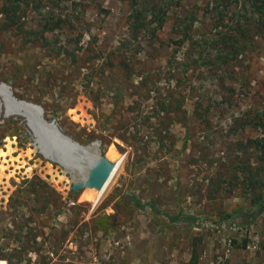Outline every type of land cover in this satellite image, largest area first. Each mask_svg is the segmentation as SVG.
Instances as JSON below:
<instances>
[{"label":"rangeland","instance_id":"374dc122","mask_svg":"<svg viewBox=\"0 0 264 264\" xmlns=\"http://www.w3.org/2000/svg\"><path fill=\"white\" fill-rule=\"evenodd\" d=\"M37 1L24 33L4 30L0 15V84L14 79V96L74 140L103 134L118 166L97 203L88 190L71 196L27 120L0 105V254L9 258L0 264H264V213L252 215L259 189L241 173L261 167L252 141L264 133L234 123L264 112V36L227 64L185 63L190 40L216 33L217 0ZM134 2L168 13L156 37L129 31ZM190 11L196 32L184 38L173 26ZM50 16L61 27L43 31ZM170 96L180 111L162 107ZM130 194L209 222L173 224ZM234 213L242 224L220 225Z\"/></svg>","mask_w":264,"mask_h":264},{"label":"trees","instance_id":"16d2710c","mask_svg":"<svg viewBox=\"0 0 264 264\" xmlns=\"http://www.w3.org/2000/svg\"><path fill=\"white\" fill-rule=\"evenodd\" d=\"M37 0H6L0 9V15L4 18L3 29L15 30L24 33L25 13L36 8L35 2ZM38 2V1H37ZM62 0H54V4H60ZM235 6L239 8V17L235 15L229 16V9ZM226 9H228L226 11ZM38 10V9H37ZM213 11L217 19V31L211 41L206 44L197 40H190L187 48V55L183 58L189 63V60L198 63L199 59L207 58L213 64L223 63L227 64L236 59L244 50L253 49L258 43L255 39L264 36V0H217ZM225 12V13H224ZM246 12L247 14H241ZM167 12H164L162 7L158 4H137L134 2L130 13L129 31L138 37L143 32H150L153 37L157 36V32L161 31L166 23ZM217 15V16H216ZM198 14L195 11H190L184 18H179L174 24L173 29L179 35L192 37L189 34L192 31L194 34L196 29L194 25ZM228 19V20H227ZM62 19L59 18L57 22L53 16L46 18L43 22V31H53L55 28L61 27ZM232 24V25H231ZM233 28V29H232ZM232 29V30H231ZM195 31V32H194ZM181 44L177 42V45ZM45 45H50V42L45 41ZM66 52V50H65ZM64 52V53H65ZM62 53L61 49L57 54ZM198 56V57H196ZM218 61V62H217ZM124 69L131 71L130 65L122 63ZM183 102V101H182ZM182 102L170 96L167 102L161 103L162 107H166L170 112L180 111L182 109ZM167 103V104H166ZM164 111L167 109L163 108ZM202 118V115L200 114ZM234 123L237 126V131L244 130L249 126L260 128L264 133V112L256 114L255 116H245L244 118H235ZM252 149L258 154L261 161V167L252 169L250 167L242 169V174L248 178V186L253 189L258 188L259 193H255L253 203L254 211L252 215H259L264 213V135L252 141ZM253 170V171H252ZM131 203L134 207L141 210H151L157 216L166 217L171 223L176 225L189 226L190 224H205L208 220L203 218H196L190 215L170 214L162 211L160 207L153 201H143L138 195H129ZM227 222L242 224L243 219L239 213L228 214L221 218L220 225ZM196 259V257H195ZM9 261L7 256L0 254V261Z\"/></svg>","mask_w":264,"mask_h":264},{"label":"water","instance_id":"95a60500","mask_svg":"<svg viewBox=\"0 0 264 264\" xmlns=\"http://www.w3.org/2000/svg\"><path fill=\"white\" fill-rule=\"evenodd\" d=\"M13 82L14 79H11L8 84H0V89L4 88L8 94L7 98L3 97L4 103L0 102V105L5 104L6 107V99H9L11 102H18L38 110L42 121L45 122L44 125L48 126V128L51 127L62 138V142L60 144L57 143L58 145L53 142H56V140H49L47 147L43 150L37 134L30 128L36 138L34 146L45 159L60 169L66 178L70 195L75 196L86 190L104 191L118 166V162L113 160L108 154L105 136L103 134L99 135L87 143L74 140L59 127L56 117L51 122L45 118L44 110L41 106L18 100L11 90Z\"/></svg>","mask_w":264,"mask_h":264},{"label":"bare ground","instance_id":"6f19581e","mask_svg":"<svg viewBox=\"0 0 264 264\" xmlns=\"http://www.w3.org/2000/svg\"><path fill=\"white\" fill-rule=\"evenodd\" d=\"M3 97L5 98L8 97V94L6 90H4V88L0 89V98L2 100H3ZM6 104H7L6 111H5L6 117H10L13 115L24 117L27 120L30 128H32V130L37 134L39 140L41 141V146L43 150H45V148L47 147L49 140H52V139L56 140V142L53 141L54 143H56V145L62 142L61 140L62 138L59 135H57L51 127L48 128V126L44 125L45 122L42 121V118L40 117L38 110L30 106L19 104L18 102L16 103L11 102L9 99L8 100L6 99ZM87 192H89V194L86 195L87 198L91 201H94L95 203H97L100 200V199L98 200V197L100 194L102 195L103 193V191L96 192L94 190H88Z\"/></svg>","mask_w":264,"mask_h":264}]
</instances>
